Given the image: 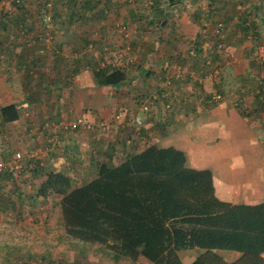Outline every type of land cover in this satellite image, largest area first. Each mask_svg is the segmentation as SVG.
Returning <instances> with one entry per match:
<instances>
[{"label": "rangeland", "instance_id": "1", "mask_svg": "<svg viewBox=\"0 0 264 264\" xmlns=\"http://www.w3.org/2000/svg\"><path fill=\"white\" fill-rule=\"evenodd\" d=\"M3 1L5 3L11 2V0ZM44 1L45 0H40L39 2L38 0H24V3L34 4L37 8H41ZM48 1L53 4V6L55 5L57 9H61L62 12L68 11L67 6L66 11L65 7H62L65 0ZM103 1L104 0H101V4L97 6L96 3L95 5H93L95 10L101 8V6L103 5ZM185 1L186 3H184L183 5H187V8L189 10L191 9V20L197 26V34L205 30H207L208 32H206V38H204V45L201 48L200 56L205 61H208L206 66L208 67L209 71L212 70L210 69L211 67H215L216 64H219L220 68L224 70L222 73L225 72V67L227 66H235L239 69L243 66H247L254 71L263 70L264 72V67L260 66L261 64H259L256 54L257 46L264 45V37L262 35H259L257 36V38H255L253 30L249 28V26L245 25L247 26V30H245L246 34H241L242 39L238 37V39L240 40L235 39V41H233V38H229H237L236 36H238V31H240V33L242 31V29L238 25L240 19H237L238 21L233 22V24L232 22L231 24L230 22L227 23V20L231 21L234 18L232 16L234 11H236L235 15H237L242 10L244 5L241 4L240 1H238V5L240 4L239 8L232 6L233 3L236 5V0H223L220 4H217L219 6L217 8L215 7L216 9L210 11L209 15L212 20L217 18L224 20L225 28L223 37H218L211 33L213 24L211 27L209 23L205 26H203L202 24V19L205 18V14L207 12L206 3L209 0ZM109 3V7L112 12L111 15L107 17L108 20H111L109 28H105L103 30L100 29L96 25L98 23V20L94 17H73L71 18L72 20H74L73 22L78 23L79 21L80 26L70 28L72 30L70 32L69 28L67 27H61L57 29V32L62 37H64L66 33H69V35L66 36V38H64V40L62 41H60V38L56 39L55 37L54 42L53 37H51L49 41H45V27L43 26V24L41 26L39 24L41 29L40 33L42 34L40 37H38V35L34 36L33 32L30 31L25 32V34H20L19 27H17L14 22L11 24V22L13 21V16L16 14L13 13L14 11H12V14L9 15V18L12 21L5 22V26L3 24H0V56L4 54V59L1 61V63L4 68L7 69V71L13 70L15 69V67H17L16 64H14L13 58L11 57L16 54L15 52L20 49L21 45L25 46L24 48L28 52L35 51V53L30 54H36L38 57L43 56L42 54H44L45 56V58L39 63L38 69L36 70L37 73L35 75L38 77V85L41 86V89L40 91H36V93H30L31 98L37 103L33 106L27 105L20 107V115L22 118L21 123L4 124L0 122V161L9 162L15 152H20L22 154L21 162L22 164H25L28 169L27 173H24L17 178H13L12 180L4 177L0 179V225L5 227L8 226L10 228L20 226V232L22 233L21 235H16L17 240H27L30 242L35 241L37 246H32L33 248H38V246H40L41 248L44 246L52 247L48 254L46 253L47 251H35L34 253H32L33 255H31V258H34V261L36 262L41 261L42 264H87L89 262H92L93 260H99L100 264H102V262L110 259L108 252L98 247L99 245L90 243H78L64 234L60 215L54 205L59 198L58 196H51L50 198H48V200L45 201H43V199L39 200L37 196H35L38 187L44 177L35 176V174L33 175L31 171H34L32 169L33 160L36 158V156H41L42 145L45 142L46 144L48 142L47 138H44V136H46L47 134L46 132H53L54 129L57 130L56 132H54V134H60V131L63 128L58 127V123L60 121L63 122V124H66L69 121L82 116L86 120V124L90 127L87 128L86 126H81L78 129L72 131L69 129H64V132H62L65 133L63 139H61L62 137L56 139L54 138L56 147L59 145L60 147L58 148L60 149L62 147L61 145H63L64 143V148L66 149L68 140L65 139V137L69 134L83 133V135L87 134L90 135V137L95 135L99 139V142L96 144L97 147H94L95 154H97V156L93 157L95 158V162L96 160L105 161L106 158L104 155L106 154V151L108 149L111 156H113V161H117V159H119L118 156L121 157V155H119V152H128V146L131 147L135 143H137L136 146H140V141H143L144 139H136V136L143 132L141 131V128L143 126L141 123V118H143L144 113L149 114L150 118H155V105L156 101H158L160 104H162V106L161 110H159V117L158 119H156L158 121H155L154 123H152L153 125H151V131L154 134L164 135L162 136L164 140L171 142L174 138V122L170 120L173 118L176 111V106L174 105L175 93L173 91V81L175 79H171L170 87L167 88L168 90H166L164 81L165 75H167V73H165L163 80H158L160 81L158 86L160 90L158 91L155 90L156 88H153V90H151L149 93L148 90H150L155 85V82L151 81V78H149L150 76L148 77L147 75L145 76L141 74L146 68H155V65L153 66L150 64V59L153 60V64H155L154 60L160 61L161 70H164L166 68L165 70H170L168 73H172L177 65H181L183 67H186L187 69L194 70L196 74L198 73V70L196 69V71L195 68L192 67V65H194V62L191 61L190 63L189 60H187L189 63L184 62L183 60L186 59L183 56L181 57V59H176V57L170 59L172 55L174 56L176 54L174 52H177L178 50V42L175 43L173 41H170L168 37H162L160 35L159 27L155 26V23L167 20L168 13L157 10L154 11V13L148 12L149 15H147V10H151L150 6L148 5V0H110ZM157 3H159V5L161 3L165 4L166 1L157 0ZM124 7L126 10L135 9L137 12L135 13L136 16L141 14L140 18L135 17V20L134 17H132L131 22H136L137 20L141 19L143 25L146 23V28H144V31L140 29V27L135 28L133 25L129 26L128 22L121 19L118 14H115V8L122 9ZM197 8H201L203 10L202 13H200L199 19H197L199 23L193 20V16ZM38 12L39 11L36 10L34 14H30V18L34 19V21H38ZM226 14L228 16H231V18L228 19L226 17ZM33 15H36V17H33ZM150 15H152V18H148ZM144 18L145 20L143 21ZM248 20L250 22V18ZM233 26L235 27L233 28ZM34 28L36 27H33L32 30H35ZM78 30L79 32H85V42L76 41L74 35H72L76 34ZM138 30L142 33H140ZM145 30L146 38L142 39L140 36L144 35ZM56 33L54 34L56 35ZM162 33L164 34V32ZM227 34H229V36ZM135 35H138V38L140 40H137L136 37H134ZM109 36H112V38H109ZM37 38L39 39L37 40ZM186 40L187 39H185L184 41L182 40V43L185 45L187 52L190 48L191 42H186ZM87 41L90 43H87ZM219 41H221L224 45V49L222 51H219L216 48V44ZM51 45H53L55 48L52 49L53 51L50 49ZM152 47L154 48L149 51L148 48ZM147 51L149 53L151 52V54L148 57L144 58V53L146 54ZM237 52L249 53L248 58L250 59V61L245 57V61L243 64L242 61H239L240 57H238ZM119 54H122L121 56L123 59V65L127 66L126 69L128 70H126V74L130 73L132 74V77L135 73H138V75L136 76L137 79L143 81V83L145 81L146 85H144L143 88L142 86H130V89L123 88L120 91H115V89L111 87L104 88L100 86L103 90L102 99L105 101L114 97L116 99L123 100L133 99L134 104L136 106L138 104L137 107L141 109H138L136 112L140 123H137L136 121V124L133 123L134 125H131L129 123L127 125H124V128L122 130L118 131L117 117L119 116V119L121 120L120 125L124 123L126 120V114H124V110H122V113L124 115H119L118 112H116V110L113 108L110 112V117L106 119L101 116V114H99L96 109L92 107H85L82 109V112H80L82 114H80L79 116H74L73 114H71L74 117H69L64 114V116L61 117L59 121H57L55 120L57 119L56 114L53 115L54 113L52 112L54 110L53 107H42V105L44 104L49 105V100L53 97L55 98V96L56 101L60 100L63 104L66 101L72 99V96H74V92L69 90H71L78 82L77 79H75V75L77 72V69H75L76 64H80V66L82 64L83 67L88 71V73L91 72L92 74V71L99 66L116 64L117 60L120 57ZM215 54H218L219 58L217 60L214 59ZM126 56L131 57V61H129V58H125ZM162 56H164V58ZM207 57H210V60ZM246 59L248 61H246ZM260 74L261 73H259L258 75L259 78L258 80H256V83L260 79ZM27 76L26 79L33 80L31 73L27 74ZM143 77L146 80H149H142ZM182 80L189 81L188 78H184ZM207 80H210L212 84L215 83L214 78L212 80L208 78ZM57 83H62L67 90L53 89V85ZM9 93H11L16 98H19L20 96L24 97L26 94V92H21L19 96L17 95L16 91H10ZM162 94L164 96H162ZM154 97L157 98L155 99ZM143 100L145 101L147 106H149L147 111L143 110L141 107ZM238 100L239 98L236 99V102H238ZM94 102L95 99L91 103L88 102V106L93 105ZM104 104L105 105L103 106V109L110 107L108 103L104 102ZM89 113L91 114L90 118H88V116L90 115ZM190 114L196 113L190 112ZM46 124H48V126L50 127L45 128L44 126H46ZM19 127H21L23 130L27 129L25 130V134H17V129ZM19 136H22L23 139L19 138ZM116 136H119V141L115 140ZM195 141V144H203L204 142V140L198 139H196ZM219 143H221V139L214 135H211V138L209 140H206V143H204V146L209 145L205 147L207 151V157L211 158L214 161L216 160L214 145H216L217 147ZM109 144L114 145V150L110 151ZM87 148L88 150H90V147ZM24 151L26 152V155H23ZM193 154L194 157H196V155L201 157L200 152H193ZM28 159H30V161ZM87 159H85V161L81 160L80 164H75L76 168H85L83 171L78 169V173L72 174L75 185L87 181V176L92 174L91 172H89V170L93 171V168L96 166V163L94 161H92L91 166H89L87 163ZM80 178L82 179L79 180ZM217 179L218 177L216 176V180ZM19 192L24 198L23 202H21V200L12 201L13 198L16 199L17 193ZM9 200H11L12 202L10 203ZM30 228H32L33 230ZM40 254L41 256L43 255L42 258L40 257ZM223 255L226 259H233L234 257H236L235 252L223 253ZM23 256L24 254H17L8 259L11 262L16 259L23 261Z\"/></svg>", "mask_w": 264, "mask_h": 264}, {"label": "trees", "instance_id": "2", "mask_svg": "<svg viewBox=\"0 0 264 264\" xmlns=\"http://www.w3.org/2000/svg\"><path fill=\"white\" fill-rule=\"evenodd\" d=\"M109 1L104 0L101 8L95 10L93 5L101 4V0H65L62 7H65L66 11L67 6L68 11L61 12V9L58 10L53 4L49 8L47 5L49 1L45 0L40 13L38 12L39 21L42 23L41 12L47 9L51 11L50 33L53 37L54 29L61 24L57 19L61 14H66L69 18L89 16L104 20L111 13ZM164 1L165 4L159 5L157 0H148L150 12L154 13L158 10L170 15L168 12L170 9L174 10L186 3L185 0ZM221 1L223 0H209L206 3L205 20L210 27L213 24L211 32L213 35H215L213 32L215 24L219 21L224 24V20L218 18L212 20L209 14ZM236 1V5L232 4L234 7H240L238 1L244 5L240 11L242 16L237 14V18L242 20L238 23L242 29L241 33L238 31V35L242 39L249 26L253 30L254 37L257 38L260 35L259 25L253 18L256 15L253 8L257 6L256 2L262 0ZM6 4L7 7L0 10V20L6 18L10 22L9 15L12 11L21 13L22 17L17 13V16H13V20L18 18L23 20L19 29L25 34L31 29L26 25L28 11L20 10L27 3H24V0H11ZM202 11L201 8H197L194 13L193 20L197 23ZM226 17L231 18L227 14ZM164 21L155 23V26H161ZM231 21L227 20V23ZM0 24L5 26L4 22ZM206 32L207 30L198 33L193 41L194 57L189 55V50L182 55L186 59L183 60L184 62L189 63L187 60L190 63L194 62V65H190L198 70L196 71L200 77L206 76L209 71L206 66L208 61L200 56ZM180 54H175L176 59H181ZM207 58L210 60V57ZM218 58V54H215L214 59ZM259 64L264 67V63L259 62ZM215 67L220 68L219 64ZM126 68L127 66L107 64L93 70L92 76L99 86L119 87L126 83ZM165 69L164 72L168 74L170 70ZM223 71L221 69L214 77L215 90L222 97L226 93L223 89L225 84ZM259 73L261 74L257 83L260 91L257 93V98L264 100L263 70ZM207 96L209 101L210 93ZM237 105L242 106V100L238 101ZM18 118L19 110L14 103L0 107L2 123H10ZM135 121L136 119L134 120L136 124ZM109 145L110 151L114 150V145ZM135 146L132 145L133 149H129L122 160L116 163L108 149L104 155L105 161L95 162V176L78 185L74 184L69 173L54 169L46 170L40 156H36L34 160L32 158V169L35 172L31 171V173L44 177L35 196H41L43 199L51 196L59 197L54 205L59 209L63 232L67 237L78 243L99 245L98 247L108 252L113 261L136 262L142 256L152 264H184L180 251L200 249L202 252L190 264H264V201L246 204L222 200L215 194L212 170L189 166L183 150L150 142L139 151ZM22 167L18 176L28 172L25 164ZM18 176L15 177L8 170L0 173V179L4 177L12 180ZM222 251L237 252L238 255L228 261L220 253ZM18 262L23 261L16 259L12 263L18 264Z\"/></svg>", "mask_w": 264, "mask_h": 264}, {"label": "crops", "instance_id": "3", "mask_svg": "<svg viewBox=\"0 0 264 264\" xmlns=\"http://www.w3.org/2000/svg\"><path fill=\"white\" fill-rule=\"evenodd\" d=\"M256 3L257 6L253 8V10L256 12V15H254L255 17L253 16L251 17L256 19V23L257 25H259L258 33H260V35L264 37V0ZM187 7H188L187 5L186 6L180 5L174 10L170 9L168 11L170 12V15L168 14L167 20H165L162 23V25L159 26L160 35L162 37H168L170 41H173L175 43L178 42L177 45L178 50L177 52L175 51L174 53H179V54L182 53V55H185L184 53H186L185 52L186 47L182 42L185 39H187L186 42L188 41L189 43L190 42L192 43L195 37H197V31H198L197 26L191 20L192 18L191 9L189 10ZM36 10L40 12V7L37 8L34 4H25L24 8L21 9L20 11H24V12L28 11L27 13L28 17L26 18L27 21L26 25H28L31 28L29 31L33 32L34 36L38 35V37H40L42 35L40 33L41 30L40 26L43 23H41L39 20L34 21V19L30 18L31 17L30 14L32 13L34 14ZM148 12L150 13V11L147 10L146 12L147 15H149ZM13 13H16L14 16H17L18 15L17 13L19 12L14 11ZM135 13H137L135 9L126 10L125 7L122 9L115 8V14H118L121 17V19L128 22L129 26L133 25L135 28L140 27V29L144 31V28H146L145 25L146 23L143 25L141 19L137 20L136 22L135 21L131 22L132 17H134L135 20V17L140 18L141 16V14L136 16ZM19 14L21 16V13ZM238 15H240L241 17L242 13L239 12ZM238 15H235V11L233 12L232 16L234 17V19L231 21L232 24L233 22L238 21L237 20ZM243 15L246 16L245 14ZM34 16L36 17V15H33V17ZM148 18H152V15H150ZM57 19L61 22V24H59L58 27L54 29V33H56L58 31L57 29L61 27L69 28V32H70L72 31L70 28H73L75 26L77 27L80 26L78 20H77L78 23H75L73 22L74 20L69 18V16L66 14L64 15L61 14L60 18ZM247 19H249V16L247 17ZM144 20L145 18L143 19V21ZM5 21L8 22L6 18L5 20L4 19L0 20V22L1 23L4 22V24ZM22 21L21 19L18 18L15 19V21L13 20L12 23L14 22V24L17 27H22V25H20L21 23H23ZM97 22L98 23L96 25L103 30L105 28H109V24L111 20L104 19V20H98ZM33 27H36L34 28L35 30H32ZM234 27L235 26H233V28ZM83 32H79L78 30L76 34H72V35H74L76 41L85 42L86 35L85 32L84 33ZM162 32H164V34ZM19 33L21 34V31ZM145 34H146V30L144 32V35L140 37L142 39L146 38ZM68 35L69 33H66L65 36L62 37L57 32L56 35L53 34V42L55 38L56 39L60 38L61 39L60 41H62ZM227 35L229 36V34ZM134 37H136L137 40H140L138 38L139 37L138 35H135ZM236 37L237 38L235 37H229V38H233L232 39L233 41H235V39L237 40L241 39L240 35ZM238 37H240V39H238ZM109 38H112V36H109ZM38 39L39 38H37V40ZM24 47L25 46L21 45L20 49L17 50V52H15L16 54H14V56L11 57L13 58L14 64H16L17 66L13 70L7 71V69L4 68V66L1 63V61L4 59V54L0 56V107L10 103H14L19 110V118L17 120L4 124L21 123L22 118L20 115V107L27 105H32V106L35 105L37 102L31 98L30 93L32 92L36 93V91H40L41 89V86L38 85L39 82V80H37L38 77L35 75L37 73L36 70L38 69L39 63L45 58V56L44 54H42L43 56L38 57L36 54H30V53H35V51L28 52ZM51 48L55 49L53 45H51ZM153 48L154 47L148 48V50L150 51ZM150 54L151 52L149 53L147 51L146 54L144 53L143 57L144 58L148 57ZM237 55L238 57H240L239 61H242L243 64L245 61L244 59L245 57L249 59L248 58L249 55L247 52L246 53L237 52ZM162 57L164 58V56ZM175 57H177V55L174 56L172 55L170 59H173ZM125 58H129V61L131 60L130 59L131 57L126 56ZM247 59L246 61H248ZM152 61L153 60L150 59V64L153 66L155 65V68L154 69L146 68L143 70L141 74L145 76L147 75L148 77L150 76L149 78H151V81L155 82V85L150 90H148L149 93L151 90H153V88H156L155 90L158 91L160 90L158 88L160 81L158 80L160 79L163 80L165 75L164 70H161L160 68L161 67L160 61L154 60L155 64H153ZM75 66H76L75 69H77L75 79H77L78 82L71 90H69L74 92V96H72V99L66 101L63 104L62 101L60 100L56 101V96L55 98L51 97L52 99L49 100V105L44 104L42 105V107L44 108L53 107L54 110L51 111L54 113L53 115L56 114L57 119L55 120L57 121H59V119H61V117H63L64 114H66V116L69 117H72L73 115L79 116L80 114H82L80 112H82V109L85 107H92L96 109V111L99 114H101V116L107 119L110 117V112L114 108L119 115L126 114V120L121 125H120L121 120L119 119V116L117 117L118 131L122 130L124 128V125H127L129 123L131 125H134L133 124L134 120L138 118L136 112L138 109L141 110L139 107H137L138 104L136 106L134 104L133 99L132 101V100L116 99L114 97L106 101L103 100L102 99L103 90L99 85L95 83L91 72L88 73V71L83 67L82 64L81 66L80 64L79 65L76 64ZM30 73L33 77L32 78L33 80L26 79L27 74ZM126 75H128L126 83L123 84L122 86L119 87L102 86V87L104 88L111 87L115 89V91H120L123 88L130 89V86H134V87L142 86L143 88V86L146 85L145 81L143 83V81L137 79L136 76L138 75V73H135L134 76L132 77H131L132 74L130 73ZM258 75H259V71H254L248 68L247 66H243L240 69L235 66L234 67L227 66L224 72L225 84L223 86V89L226 91V93L225 96H223L222 100L217 104L216 103L211 104L208 101L207 95H209L211 91H214L216 89L215 88L216 86H214V84H212L210 80H207L205 78L203 80V85H201L202 83L197 84V82L191 79L190 76H188L189 81L175 79L173 81L174 82L173 91L175 93L174 105L176 106V111H175V115L170 120L174 122L173 141L169 142L167 140H164V138L162 137L164 135L154 134L151 131V125H153L152 123H154L155 121H158L156 119H158L159 117V110H161V106H162V104L156 101V105H155L156 117L150 118L149 114L144 113L143 118H141V123L144 128L143 129L141 128V131L143 130V132L141 134H138L139 136L137 135L136 139L141 138L142 140L143 138L144 140L140 141L141 142L140 146L138 145L135 146L137 148L136 150L138 151L141 150L149 142L159 146L177 147L185 152L187 156V163L189 166L194 168H210L212 170L215 194L220 199L229 201L231 203H246V204H254L264 201V102H263L264 100L261 99L260 96H259L260 99L257 98L258 96L257 93L260 91L258 83H256V80H258ZM142 80H146V79L143 77ZM148 80L149 79H147L146 81ZM53 89L67 90L65 89V86L62 83H57L53 85ZM10 91H16L17 95L19 96L21 92H26V94L24 97L20 96L19 98H16L11 93H9ZM238 98H239L238 101L242 100V106L237 105L238 102H236V99ZM94 99H95L94 104L88 106V102L91 103ZM101 99L103 102L101 101ZM104 102L108 103L110 107L103 109V106L105 105ZM122 110H124V114L122 113ZM190 112L196 114H190ZM90 117L91 114L88 116V118ZM47 127L49 128L50 126H45V128ZM25 130L19 127L17 129V134H21V135L25 134ZM56 131L57 130L53 129V132L51 131L46 132L47 134L46 136H44V138H47L48 142L47 144L45 142L42 145V152L40 157L42 158L45 164L46 170H50V169L60 170L65 173H69L72 176V174L78 173L79 170L83 171L85 169V168L83 169L76 168L75 167L76 163L80 164L81 160L85 161V159L87 158H88L87 163L89 166H91L92 161L95 162V158L93 157L97 156V154H95L94 147H97L96 144L99 142L98 137H96L93 134L92 137H90V135L87 134L83 135V133L69 134L68 136L65 137V139L68 140L67 148L66 149L64 148V143H63V145H61L62 147L59 149L58 147L60 146L58 145L56 147L55 144L56 142L54 138L56 139L62 137L61 139H63L65 133H62L64 131L61 130L60 134L58 133L54 134V132ZM211 135H214L221 139V143H219L217 147L216 145H214V150L216 153L215 161L207 157V151L205 147L209 145L204 146V143H206V140H209L211 138ZM19 138L23 139L22 136H19ZM196 139L204 140L203 144H195ZM115 140L119 141L120 140L119 136H116ZM136 144L137 143H135V145ZM87 147H90V150H88ZM127 149L132 150L133 147H127ZM193 152H200L201 157H199L198 155L194 157ZM126 154L127 152L125 153H123L122 151L119 152V155H121V157L118 156L119 159H117V161L114 162L115 163L119 162ZM23 155H26L25 151ZM89 172H91L92 174L87 176L88 180L93 176H95L96 168L94 167L93 171L89 170ZM216 176L218 177L217 180H216ZM81 179L82 178H80L79 180ZM37 198L39 200L43 199L41 196H37ZM14 199L15 198H13L12 201L21 200V202H23L24 198L21 196V193H17L16 199L15 200ZM45 200H48V198L43 199V201ZM12 201L9 200L10 203ZM57 211L59 213L58 208ZM20 229H21L20 226L10 228L8 226L5 227L0 225V264H13L12 263L13 261L12 262L9 261L8 258L13 257L14 255L17 254L18 255L24 254L23 256L24 264H37V262L34 261V258H30L31 255H33L32 253H34L35 251L37 252L47 251L46 253L48 254L49 251L51 250L52 247L50 246H44L42 248L38 246V248L37 247L33 248L37 246L35 241L30 242L27 240L26 241L24 240L20 241V239L17 240L16 235H21L22 233L20 232ZM201 252L202 250L200 249H189V250H182L179 252V254L184 264H190ZM228 252L229 251L226 252L222 251L220 253L223 255V253H228ZM235 254L237 257L238 255L237 252H235ZM40 257L42 258L43 255L41 256L40 254ZM233 259L231 258L227 260L231 261ZM87 264H100V261L93 260L92 262H89ZM102 264H152V263L141 256L138 258L136 262H130L126 260L113 261L110 258L109 260L102 262Z\"/></svg>", "mask_w": 264, "mask_h": 264}, {"label": "built area", "instance_id": "4", "mask_svg": "<svg viewBox=\"0 0 264 264\" xmlns=\"http://www.w3.org/2000/svg\"><path fill=\"white\" fill-rule=\"evenodd\" d=\"M16 1H19V0H16ZM47 5H48L49 8L51 7V3L50 2H48ZM6 7H7V4L3 0H0V10L2 8H6ZM41 13H42L41 14V20H42V23L45 26L44 40L45 41H49L51 39L50 28H51V25H52V18H51L52 14H51V11L48 10V9L46 11L41 12ZM203 19H202V24L205 26V25H207V22H206L205 18H203ZM224 28H225V25L221 21L217 22L215 24L214 28H213V32H214L215 36L223 37ZM216 47H217L218 50H222L224 45H223V43L221 41H219V42H217ZM256 54H257V59L259 60V62L260 63H264V45L258 46ZM121 55L122 54H119L120 57H119V59L116 62L117 66H119V65L124 66L123 63H122V56ZM189 55L192 56V57L195 56V50H194V43L193 42L190 44ZM220 70H221L220 68L215 67L212 70H210L206 74V76L200 77V76H198L196 74V72L194 70L187 69L186 67H183L181 65H177L174 68V70L172 71V73H168L167 75H165L164 85H165L166 88H169L172 78H175V79L177 78V79L182 80L186 76L187 77L190 76L191 79H193L194 81H196V82L201 84L205 78L206 79L210 78L212 80L215 76H217L219 74ZM263 89H264V86H263ZM210 95H211L210 96V100H209L210 102L218 103L222 99L221 94L218 93L216 90L211 91ZM141 107L145 111H147L148 108H149V106H147V104L145 103L144 100H143V102L141 104ZM136 122L140 123L138 118H136ZM58 124H59L58 127H61V128L63 127V129H69L71 131L75 130V129H78L81 126H86L87 128L90 127L89 125L86 124V120L82 116H79V117L75 118L74 120L69 121L66 124H63V122H60ZM46 126H48V124H46ZM21 160H22V154L20 152H15L13 154V156H12V159L9 162L4 163V162L0 161V173L2 171H4V170H8L15 177L18 176V174L20 173L21 169L23 168L22 167L23 164H22ZM18 264H23V262H18ZM38 264H42V262L38 261Z\"/></svg>", "mask_w": 264, "mask_h": 264}]
</instances>
